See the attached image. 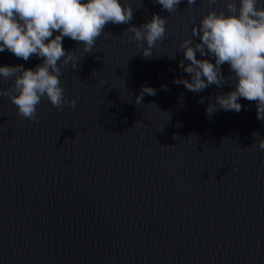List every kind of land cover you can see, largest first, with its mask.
I'll list each match as a JSON object with an SVG mask.
<instances>
[{
    "label": "water",
    "instance_id": "water-1",
    "mask_svg": "<svg viewBox=\"0 0 264 264\" xmlns=\"http://www.w3.org/2000/svg\"><path fill=\"white\" fill-rule=\"evenodd\" d=\"M127 2L129 24L106 25L78 69L61 66L75 108L58 111L42 99L35 123L0 98V264H264L256 103L241 98L239 113L209 115V103L232 86L193 93L173 83L191 78L178 47L189 37L199 42L192 28L207 0L191 9L182 0L171 14L157 0ZM153 13L167 18L168 35L146 59L126 31ZM63 48L82 56L70 38ZM40 63L0 52V66ZM222 74L230 76L227 64ZM10 84L0 80V88ZM144 86L156 94L138 106Z\"/></svg>",
    "mask_w": 264,
    "mask_h": 264
},
{
    "label": "clouds",
    "instance_id": "clouds-1",
    "mask_svg": "<svg viewBox=\"0 0 264 264\" xmlns=\"http://www.w3.org/2000/svg\"><path fill=\"white\" fill-rule=\"evenodd\" d=\"M218 2L207 0V12L192 28V36L199 42L192 37L181 40L178 51L183 52L184 60L179 67L191 78L174 79L173 83L183 84L193 93L229 84L233 90L217 95L206 113L211 115L218 109L239 113L243 98L256 103L257 119L264 120V0H223L224 7L217 10L214 5ZM157 3L171 14L182 0ZM196 3L197 0H187L189 9ZM133 13L127 0H0V52L7 50L24 61L34 55L42 60L35 68L22 64L0 66V80L11 81L7 88H0V98H8L16 106L17 115L35 123L39 122L37 108L42 99L46 98L58 111L66 104L75 108L77 98L65 96L61 66L70 64L72 69H78L80 59L92 52L105 33V26L129 24ZM166 24V17L153 13L150 20L140 26L131 25L126 32L148 59L157 43L168 35ZM65 37L82 45L81 57L74 55V49L63 48ZM197 53L212 59L197 58ZM225 64L231 73L227 78L222 74ZM161 87L168 90L166 84ZM145 94L156 92L144 86L135 98L136 105L143 103ZM199 102L203 103V98ZM252 135L256 138L252 146L264 150V137L255 131Z\"/></svg>",
    "mask_w": 264,
    "mask_h": 264
}]
</instances>
